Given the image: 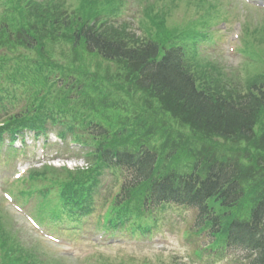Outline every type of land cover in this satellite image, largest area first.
I'll return each mask as SVG.
<instances>
[{
  "label": "trees",
  "instance_id": "1",
  "mask_svg": "<svg viewBox=\"0 0 264 264\" xmlns=\"http://www.w3.org/2000/svg\"><path fill=\"white\" fill-rule=\"evenodd\" d=\"M125 7V0H0V142L54 129L89 147L86 171L44 166L26 179L58 189L81 215L92 213L104 170L127 172L109 230L149 214L151 204L196 208L203 217L209 199L219 201L227 243L257 250L251 264H264V74L248 70L243 90L190 51L218 16L213 0L185 3L200 15L180 21L179 6L145 4L141 37L109 22ZM18 91L27 93L19 109ZM185 164L189 174L181 173ZM12 224L0 212L1 264H45Z\"/></svg>",
  "mask_w": 264,
  "mask_h": 264
},
{
  "label": "rangeland",
  "instance_id": "2",
  "mask_svg": "<svg viewBox=\"0 0 264 264\" xmlns=\"http://www.w3.org/2000/svg\"><path fill=\"white\" fill-rule=\"evenodd\" d=\"M130 3L129 9L120 17V22L126 21L132 25V30L137 36L140 35L138 22L142 20L137 11V7L133 0H128ZM171 2V0H167ZM196 2L197 0H173L175 6H185V3ZM226 4L224 18L226 22H220L214 31L213 38L210 43L205 42L200 45L202 56L209 58L215 62L220 68H224L237 76L240 81H243V76L246 73V63L243 55L238 52V48L233 45L237 44L233 39V33H238L236 29V21L246 18L249 28L260 27L264 22V11L249 10L244 7L246 12L252 14L249 18L244 17V12L241 9L240 0H223ZM224 6V5H223ZM177 14V13H176ZM174 15V18L179 17ZM192 12L188 17H192ZM184 14L181 13V18ZM243 23V22H242ZM251 24V25H250ZM131 31V33H133ZM233 46L236 51L227 52V47ZM240 46V45H239ZM248 64L251 63V54L244 55ZM262 69L258 63L257 72ZM229 77V76H228ZM56 141L53 134L50 135L48 143L44 145V140H33L30 136L25 137L24 154L22 150L16 155H8V144L5 141L0 148V191L8 188L14 190L16 187L8 186L7 181L21 168L32 166H40L43 163H50L55 166L62 164L68 165L69 168L82 166L85 163L83 152L78 147L71 150L59 148L53 145ZM15 146H20L18 140ZM44 148L46 152L45 158L39 157ZM25 176V175H24ZM102 183L105 185L103 191H100V196L96 199L97 210H101V205L110 185L114 184L111 176L106 175L102 178ZM37 199H32L26 204H19L15 198V203L20 205L23 211L34 217V212L37 205ZM0 210L5 212V215L12 219L14 228L18 230V236L26 244L36 251V256L45 264H249L255 254L243 251H225L222 253H211L217 247L209 248L210 251L202 250L200 260L193 256V249H200L212 242V237L209 232L201 235L191 234L184 239L180 238L179 231L184 228L193 232L196 212L195 210L178 208L175 206L166 207L164 211H157L156 228L150 237H132L129 233H118L119 235L113 238L105 235L103 241H96L97 214L82 220L79 223H70L65 219L56 224L43 225V230L46 233L55 234L64 241L60 245L43 239L35 232L25 221V219L8 204L0 199ZM94 240V241H93ZM83 253H88V257H83ZM199 256V251L196 253Z\"/></svg>",
  "mask_w": 264,
  "mask_h": 264
}]
</instances>
